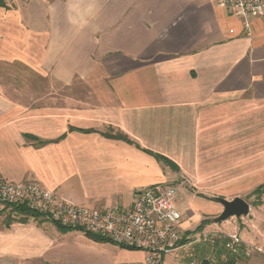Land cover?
Returning a JSON list of instances; mask_svg holds the SVG:
<instances>
[{
    "label": "crops",
    "instance_id": "obj_1",
    "mask_svg": "<svg viewBox=\"0 0 264 264\" xmlns=\"http://www.w3.org/2000/svg\"><path fill=\"white\" fill-rule=\"evenodd\" d=\"M181 171L201 195L249 202L264 184V17L246 26L220 0H2L0 178L123 209ZM42 218L0 221V264L145 262ZM204 231L263 248L234 264H264V195Z\"/></svg>",
    "mask_w": 264,
    "mask_h": 264
},
{
    "label": "built area",
    "instance_id": "obj_2",
    "mask_svg": "<svg viewBox=\"0 0 264 264\" xmlns=\"http://www.w3.org/2000/svg\"><path fill=\"white\" fill-rule=\"evenodd\" d=\"M220 2L243 18L246 26L250 18L264 17V0ZM179 189L175 184H157L139 192L128 208L101 209L66 200L38 183L0 178V204L26 205L61 225L81 227L121 246L141 249L146 253L144 264H167L168 255L192 243L181 242L185 228L179 209ZM198 239L199 259L190 253V264H200L201 258L217 264L218 247L224 244H215L223 239L226 249L235 255L263 251L258 245L245 243L236 233L201 232ZM205 243L211 245L203 250ZM220 255L224 257L225 253Z\"/></svg>",
    "mask_w": 264,
    "mask_h": 264
},
{
    "label": "rangeland",
    "instance_id": "obj_3",
    "mask_svg": "<svg viewBox=\"0 0 264 264\" xmlns=\"http://www.w3.org/2000/svg\"><path fill=\"white\" fill-rule=\"evenodd\" d=\"M197 167V166H196ZM193 173H196L193 172ZM213 174H216V172H212ZM172 184H175L177 186H179V209L182 211H185L184 213V218H185V231L184 234L188 231H193L198 224L206 218H210L212 220H214L215 217H217L221 212L216 211L215 206H222L219 205L220 203L216 202L215 200H213L214 196H221V195H217V194H198L201 193L202 188H200L201 186L197 183L194 182V180L188 175L186 174L184 171H181L180 174L177 176V178L171 182ZM196 186V188L194 187ZM193 187L196 189H193ZM237 195H233V194H229V195H223V197H226L227 199H232ZM254 200H257V196H253L249 198V202L251 203V205H253ZM207 205L208 207H203L200 205ZM216 207V208H217ZM5 204H0V221L5 222L6 220H8L9 218L12 220H17L21 217V215H19L18 213H16L15 211H13L11 208H5ZM186 208L188 209V211H186ZM193 209L195 210L193 212ZM181 211V212H182ZM43 217V216H42ZM42 217H38L34 220H43ZM198 218V219H197ZM33 219V218H31ZM51 220V219H50ZM236 220V219H233ZM49 224L51 221L46 220ZM190 221V223H188ZM7 222V221H6ZM15 222V221H14ZM214 222V221H212ZM202 233H204L205 231H201ZM201 232H197L194 234H190L187 235V241L192 242L191 244L187 245V247H185L184 249H182V253L183 254H187V256L189 257L190 253H194L197 255L198 259H199V253L197 251L198 249V243L200 241H198L199 236L201 234ZM215 233V232H213ZM219 233V232H216ZM111 244H114L122 249H126L128 251H133L134 253L128 254L127 257L129 259V261H136L137 263L140 262H144L145 261V257H146V253L141 250V249H129V248H125L119 244H116L114 242H110ZM190 259V257H189ZM145 263V262H144Z\"/></svg>",
    "mask_w": 264,
    "mask_h": 264
},
{
    "label": "trees",
    "instance_id": "obj_4",
    "mask_svg": "<svg viewBox=\"0 0 264 264\" xmlns=\"http://www.w3.org/2000/svg\"><path fill=\"white\" fill-rule=\"evenodd\" d=\"M2 2V0H0V3ZM105 136L107 137H110V138H117V139H123L125 141H128V142H131V140L124 134L120 133V132H116V133H113L112 130H109L107 132H104L103 133ZM30 138L32 139H35V137L33 136H29ZM39 141V140H38ZM39 143H45L44 141H39ZM161 162H163L165 165L167 166H170L171 168H177V166L170 160L168 159L167 157L165 156H162L160 154H154ZM254 195L257 196V200H254L253 202V205L254 206H258L261 202H262V196L264 195V184L263 185H260L259 187H257L254 191ZM5 204V208H11L13 211H15L16 213H18L19 215H21V217L17 220H12V219H8L5 221V224L7 226L11 225L14 221L15 222H28L31 218L33 219H36L38 217H46L44 214H41L40 212H37L31 208H29L28 206L26 205H19V204H6V203H3ZM4 208V209H5ZM53 221V220H52ZM213 220L210 219V218H206V219H203L199 224L198 226L193 230V231H188L186 232L183 237H182V240L181 242L182 243H185L187 242V235H190V234H194V233H197V232H201L204 230V228L210 224ZM57 227L59 229H61L62 231H68V230H81V231H84L85 234L87 236H89L90 238L96 240V241H102V242H113L111 241L110 239L106 238V237H103V236H100L98 234H94V233H91L87 230H85L84 228H81V227H71V226H64V225H61L55 221H53ZM222 242L224 245H222L221 247L219 246V243ZM225 243H226V239H223V240H220L219 242H216V247H218V256L221 257V253H225V258H219V264H234L235 263V257L237 258L239 255H235L233 254L232 252L228 251L225 247ZM210 243H205L203 244V250H206L210 247ZM125 248H129V249H136V248H133V247H126V246H123ZM200 264H212L211 261L205 259V258H201V262Z\"/></svg>",
    "mask_w": 264,
    "mask_h": 264
},
{
    "label": "water",
    "instance_id": "obj_5",
    "mask_svg": "<svg viewBox=\"0 0 264 264\" xmlns=\"http://www.w3.org/2000/svg\"><path fill=\"white\" fill-rule=\"evenodd\" d=\"M213 199L223 206L222 212L214 218L215 223L223 222L231 217L247 216L251 210V204L242 196L227 199L223 196H214Z\"/></svg>",
    "mask_w": 264,
    "mask_h": 264
}]
</instances>
